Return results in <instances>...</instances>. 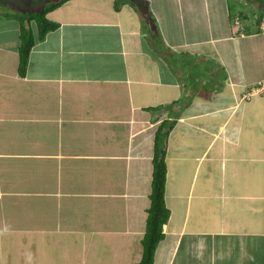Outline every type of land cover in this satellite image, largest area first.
Listing matches in <instances>:
<instances>
[{"label": "crops", "instance_id": "0c3cea01", "mask_svg": "<svg viewBox=\"0 0 264 264\" xmlns=\"http://www.w3.org/2000/svg\"><path fill=\"white\" fill-rule=\"evenodd\" d=\"M60 1L39 39L29 16ZM147 1L0 0V264L139 262L155 134L176 115L154 264H264L260 24L238 0Z\"/></svg>", "mask_w": 264, "mask_h": 264}, {"label": "trees", "instance_id": "16d2710c", "mask_svg": "<svg viewBox=\"0 0 264 264\" xmlns=\"http://www.w3.org/2000/svg\"><path fill=\"white\" fill-rule=\"evenodd\" d=\"M139 8L143 11L148 8L147 0H133ZM258 5L256 13L258 14V24H260L264 17V0H252ZM62 1L51 3L44 7L42 12L38 14H31L29 21L36 19L38 23V38L43 39L46 34L59 27V23L50 20L47 13L58 7ZM21 45L19 47V73L24 76L29 62L30 52L35 44V36L32 29L24 24L21 32ZM162 107H152V111H160ZM178 115L175 118L162 121L155 134V152H154V170L152 180V191L150 194L151 205L148 208V217L146 222V231L142 239L143 253L142 258L135 264H154V256L158 244L165 237L164 225L170 218V209L165 200V183L167 165L165 161L166 142L170 131L173 129Z\"/></svg>", "mask_w": 264, "mask_h": 264}, {"label": "rangeland", "instance_id": "374dc122", "mask_svg": "<svg viewBox=\"0 0 264 264\" xmlns=\"http://www.w3.org/2000/svg\"><path fill=\"white\" fill-rule=\"evenodd\" d=\"M238 1L239 3L236 4V8L243 9L242 14L245 20L247 19L253 25H256V22H258V17H259L258 14L256 13L258 4L252 0H238ZM7 13H9L7 9H2L0 11V15H4Z\"/></svg>", "mask_w": 264, "mask_h": 264}, {"label": "built area", "instance_id": "2783aa9c", "mask_svg": "<svg viewBox=\"0 0 264 264\" xmlns=\"http://www.w3.org/2000/svg\"><path fill=\"white\" fill-rule=\"evenodd\" d=\"M234 26H235V32H240L241 34L243 33V25L241 22L240 16H236L234 18ZM260 32L264 37V17L262 18V21L260 22ZM254 95H262L264 96V77L255 85L251 88V91L247 94V96L252 97Z\"/></svg>", "mask_w": 264, "mask_h": 264}]
</instances>
